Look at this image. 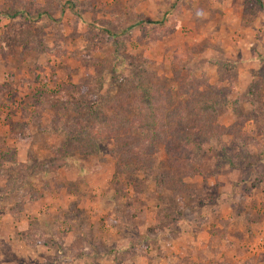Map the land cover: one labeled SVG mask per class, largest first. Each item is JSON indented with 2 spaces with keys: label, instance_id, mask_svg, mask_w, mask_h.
<instances>
[{
  "label": "rangeland",
  "instance_id": "374dc122",
  "mask_svg": "<svg viewBox=\"0 0 264 264\" xmlns=\"http://www.w3.org/2000/svg\"><path fill=\"white\" fill-rule=\"evenodd\" d=\"M260 2L0 0V264L263 262Z\"/></svg>",
  "mask_w": 264,
  "mask_h": 264
},
{
  "label": "crops",
  "instance_id": "0c3cea01",
  "mask_svg": "<svg viewBox=\"0 0 264 264\" xmlns=\"http://www.w3.org/2000/svg\"><path fill=\"white\" fill-rule=\"evenodd\" d=\"M234 196H230V195H225L223 196L221 199H219V202H222L223 200H231ZM215 213L216 211L212 212L211 210L209 211V214L206 215V218L209 219V220H213L215 218ZM220 213V212H219ZM226 217V216H225ZM228 218V217H227ZM262 225L264 226V223H262ZM204 230H201V231H204V233H201L199 234H193L190 241H189V247H190V244L192 245L189 249L192 251V253H189L188 255L185 254L184 252L181 253V249L178 250V252L176 251L175 253H178L179 255L176 256V260L180 261V260H183L184 257V264H211L210 263V260H207L205 259V256H200V254L198 253H207L209 258H214L215 256V249H213V246L211 245H207V244H214L213 242L209 241L210 238H213V236H211V234L209 233V229H210V225L208 227H204L202 228ZM178 236V239L183 237L182 233H178L177 234ZM202 237H204L202 239ZM261 242L259 244H262L259 246V244H255L256 240H257V237L255 238V241L250 243V245L253 246L252 250L253 252L250 250V252L246 249V254L248 255H253L254 254V251H264V227H263V230L261 231V234L259 236ZM189 239V237H188ZM205 239V241H203ZM214 239V238H213ZM216 239V238H215ZM230 240H234L232 237H230ZM205 242V243H203ZM135 247V246H134ZM179 247V246H177ZM221 254V253H220ZM187 255V256H185ZM205 255V254H204ZM133 256V254H132ZM218 256V254H216V257ZM129 257H130V254H129ZM201 257H204V258H201ZM232 258V256H230ZM134 259V258H133ZM132 259V260H133ZM136 259V258H135ZM233 259V258H232ZM131 260V261H132ZM91 261H95L94 259H91ZM131 261L129 264H131ZM125 262V261H124ZM109 264H113L111 262H109ZM114 264H126V263H114ZM179 264V262H178ZM261 264H264V260Z\"/></svg>",
  "mask_w": 264,
  "mask_h": 264
},
{
  "label": "trees",
  "instance_id": "16d2710c",
  "mask_svg": "<svg viewBox=\"0 0 264 264\" xmlns=\"http://www.w3.org/2000/svg\"><path fill=\"white\" fill-rule=\"evenodd\" d=\"M255 2H256L258 5L261 6V2H260V0H255Z\"/></svg>",
  "mask_w": 264,
  "mask_h": 264
}]
</instances>
